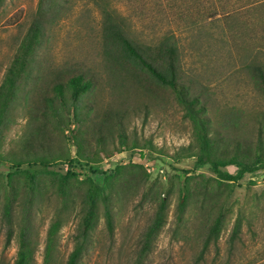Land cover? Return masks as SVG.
Instances as JSON below:
<instances>
[{
    "label": "rangeland",
    "instance_id": "rangeland-1",
    "mask_svg": "<svg viewBox=\"0 0 264 264\" xmlns=\"http://www.w3.org/2000/svg\"><path fill=\"white\" fill-rule=\"evenodd\" d=\"M38 1L5 0L0 7V83L34 17ZM58 2L60 10L47 26L33 77L19 92L0 137V264H14L19 247L17 237L5 244L1 192L9 181V172L24 187L23 171H37L33 186L36 197L29 210L30 229L37 241L32 264H43L47 229L58 209L65 221L52 264H65L73 249L80 219L79 198L63 206V198L56 191L57 175L45 171L46 167L32 156L20 172H14L15 163L29 156L20 149V139L31 124L34 127L45 120L42 116L40 120L32 118L28 109L35 101L42 103L48 91L53 94L55 74L67 68L85 70L96 79L79 107L84 117L82 131L89 130V142H85L82 154L70 129L65 127V135H58L65 142L64 155L50 160V169L73 168L79 173V180L91 177L99 185H105V177L113 174L117 166L131 168L124 169L125 177L133 179L144 178L143 170L133 164L143 165L150 173L149 179L121 187L113 195L114 234H110L101 215L80 264H132L156 210L158 191L168 195V213L144 264H264V167L246 172L237 180H226L218 177L211 166L196 161L198 148L177 156L182 147L195 139L194 121L185 104L167 86L143 88L109 68L102 55L104 15L97 2ZM109 8L125 20L128 32L137 40L156 44L169 37L177 44L181 81L189 87V96L199 97L198 105H204L205 112L202 109L201 114L211 118V130L225 132L220 146L233 148L239 138L254 153L262 132L264 150V89L256 85L251 68L264 67V0H109ZM35 86L38 89L32 93ZM110 112L113 118L105 120L106 137L100 142L96 139L100 134L92 136V129ZM119 114H123L122 130L113 122ZM80 124L74 120L71 128L77 130ZM126 135L127 143L121 145L120 137ZM134 141L138 145L132 147ZM101 146L107 150L121 146V150L96 156L94 152ZM226 169L236 173L239 168L228 165ZM201 173L209 178L211 187L219 186L229 193L226 223L219 238L212 240L203 254L200 252L204 239L219 205L194 194ZM187 179L192 199L183 219L178 220L179 187ZM26 196L23 193L20 198ZM99 205L102 210L101 200ZM238 215H243L241 229L231 240Z\"/></svg>",
    "mask_w": 264,
    "mask_h": 264
},
{
    "label": "trees",
    "instance_id": "trees-1",
    "mask_svg": "<svg viewBox=\"0 0 264 264\" xmlns=\"http://www.w3.org/2000/svg\"><path fill=\"white\" fill-rule=\"evenodd\" d=\"M5 0H0V7ZM103 11V30H102V55L108 63L109 68L113 71L126 76L135 85L143 88L152 89V86L160 88L167 86L171 88L177 100L185 104L189 115L194 121V137L187 146L181 148L177 153L188 154L198 148L196 154L197 162L202 166H211L217 173L218 177L226 180H237L246 172H251L264 167V150L262 147V132L259 134V142L256 151L251 152L248 145L242 143L239 138L236 139L234 147L220 146L223 141L224 131L215 130L210 127L211 118L201 114L202 109L205 112L204 105H198L199 97L189 96L190 89L181 81L179 50L176 43L169 37H166L156 44L144 43L133 37L125 26V20L109 8V0H94ZM60 10L58 0H39L34 17L28 26L26 33L21 39L15 54L8 65L4 77L0 83V137L8 120L9 113L13 109L14 102L24 84L33 77L32 72L37 63L38 50L45 42L47 37V26L52 23L57 12ZM253 77L256 85L264 89V67L253 65ZM96 79L92 74L85 70L77 68H67L60 70L55 74V80L49 91L42 99L43 102L35 101L33 106L28 109L31 117L39 119L44 117L38 125L31 124L25 135L20 139V149L26 150L28 158H20L15 163L16 174L20 172L21 166L32 156L34 161H39L45 171L51 175H57L56 191L62 196L63 206H68L70 202L79 198L80 219L77 225V231L74 234L73 249L69 253L65 264H80L83 255L88 251L92 240V233L95 230L98 221L104 216L106 226L110 234H114L115 220L113 210V195L119 188H127L136 184L137 180L150 178V173L141 164H133L143 170L144 178L133 179L125 177V170L131 168L117 166L113 174L105 177V185H99L93 182L91 177L81 181L78 179L79 173L73 168L62 170L50 169L52 163L50 160L56 156H63L64 139L58 137L60 134L65 135V127L70 129L71 134L75 137L78 151L84 154V144L89 142L90 132L88 129L82 131V122L84 117L79 112L80 103L84 95L90 92L95 86ZM155 83V84H154ZM26 87V86H25ZM26 88L25 90H27ZM38 89L36 86L31 88L32 93ZM197 106V107H196ZM62 114V112H64ZM74 116L72 120L71 114ZM105 119L98 124H94L92 136L98 135L97 140L100 142L106 137L104 132L107 129L105 120L112 121L113 114L106 113ZM81 122L76 130L71 128L72 121ZM118 128L124 129L123 114H119L113 121ZM234 127L237 126L234 124ZM214 132V134L212 133ZM122 135V133H120ZM56 135V138H55ZM127 143L125 138L120 137V144ZM138 145L137 141L131 144L132 147ZM121 146L107 150L101 146L94 153L96 156L103 154L111 155L119 152ZM90 158V155H87ZM104 156V155H103ZM71 164V160H69ZM74 163V162H73ZM72 163V165H73ZM234 165L239 169L232 173L226 169V166ZM125 169V170H124ZM9 181L1 192L3 196L2 220L6 226L5 244L11 243L12 239L18 238V251L14 264H32L34 251L37 246L36 238L31 231L30 207L33 199L36 197L34 184L37 177V171L25 169L23 175L26 178L24 187L16 182L14 173H8ZM190 179V178H189ZM189 179L179 187L180 201L177 204V218L183 219L187 209L188 201L192 197ZM222 180H220L221 182ZM219 183V182H218ZM220 184V183H219ZM70 185L72 188H69ZM108 192H106V188ZM195 193L201 196L204 201L209 200L219 205L217 216L209 226L207 236L204 239L201 254L205 252L212 240L219 238V235L227 220V211L225 203L228 194L221 187H211L209 178L202 175L198 177L195 183ZM167 194L170 192L167 190ZM25 193V199L20 196ZM158 191L156 195V210L154 215L143 233L141 244L138 248L136 257L132 264H144L146 258L153 249L154 242L159 232L166 222L169 199L168 195H162ZM29 199V200H28ZM192 199V198H191ZM28 202L25 204V201ZM102 201L103 209L100 210L99 201ZM243 216V215H242ZM238 215L235 219L234 226L230 235L231 240L237 237L241 229L243 218ZM64 214L58 209L52 218L47 229L46 241L44 246L43 264H52L54 252L58 244V236L62 225L64 224Z\"/></svg>",
    "mask_w": 264,
    "mask_h": 264
},
{
    "label": "crops",
    "instance_id": "crops-1",
    "mask_svg": "<svg viewBox=\"0 0 264 264\" xmlns=\"http://www.w3.org/2000/svg\"><path fill=\"white\" fill-rule=\"evenodd\" d=\"M264 263V262H263Z\"/></svg>",
    "mask_w": 264,
    "mask_h": 264
}]
</instances>
